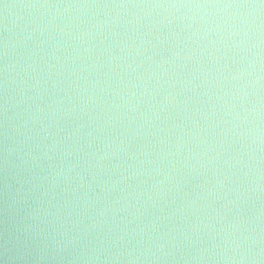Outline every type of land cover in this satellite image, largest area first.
<instances>
[{
	"label": "water",
	"instance_id": "water-1",
	"mask_svg": "<svg viewBox=\"0 0 264 264\" xmlns=\"http://www.w3.org/2000/svg\"><path fill=\"white\" fill-rule=\"evenodd\" d=\"M0 264H264V0H0Z\"/></svg>",
	"mask_w": 264,
	"mask_h": 264
}]
</instances>
